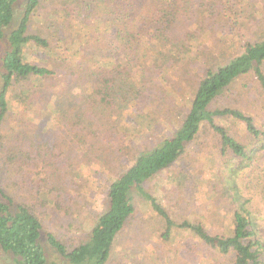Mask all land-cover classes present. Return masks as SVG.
Here are the masks:
<instances>
[{"label":"rangeland","instance_id":"obj_1","mask_svg":"<svg viewBox=\"0 0 264 264\" xmlns=\"http://www.w3.org/2000/svg\"><path fill=\"white\" fill-rule=\"evenodd\" d=\"M24 1L18 0L17 7L22 8ZM67 1L43 0L29 24L30 34L47 38L51 49H66L62 55L70 46L60 45L68 36L64 30L62 35L58 32L57 24L66 22L62 5ZM212 7V15L207 9L195 14V35L178 55L179 70L153 84L154 102L140 111L152 122H144L141 133L122 142L115 133L109 142L105 138L108 130L140 121L134 102L118 100L112 114L87 109L82 97L89 92V85L82 77L71 89L55 96L50 91L37 96V91H42L37 78L9 89L0 130V187L16 201L31 205L44 230L55 234L68 248L86 237L105 210V188L110 179L129 167L139 153L176 132L205 71L239 55L245 42L264 37V0H217ZM37 50L33 44L24 48L25 62L58 68L52 62L56 60L53 51ZM80 59L77 56L75 62ZM72 65L60 67L62 77L69 76L68 66ZM223 108L250 115L264 131V92L251 73L240 77L210 105L211 111ZM215 120L241 145L250 144L243 123L228 117ZM207 128L186 147L179 161L145 182V189L176 224H202L208 233L219 236L230 234L233 207L247 201V209L264 232V152L258 154L251 168L241 167L230 176L237 162L228 152L221 155L217 138ZM46 144L48 154L36 159L32 153ZM40 188L49 195L39 194ZM134 202V215L117 235L107 264H232V256L217 254L185 229H173L171 241H163L160 218L141 199ZM46 256L47 264H68L47 247Z\"/></svg>","mask_w":264,"mask_h":264},{"label":"trees","instance_id":"obj_2","mask_svg":"<svg viewBox=\"0 0 264 264\" xmlns=\"http://www.w3.org/2000/svg\"><path fill=\"white\" fill-rule=\"evenodd\" d=\"M42 1L25 0L19 8L18 0H0V130L7 113V95L14 84L37 78L42 88L37 96L42 92L47 95V91L55 96L71 89L76 79L82 77L89 85V92L82 97L84 107L112 114L118 100L132 101L135 115L143 120L108 130L107 142L112 139L111 133L117 134V140L122 142L125 137L142 132L144 122H152L148 114L141 112L154 102L153 84L165 79L172 70H179L178 55L195 35V14L207 9L212 15L215 12L212 4L217 3V0H68L62 5L66 22L57 24L58 32L64 30L68 36H62L60 45L70 46L62 55L66 49L56 52L47 38L29 32L31 16ZM32 44L38 52L53 51L56 60L51 61L58 68L52 70L25 62L24 48ZM77 56L81 59L75 62ZM72 63L68 66L69 76L62 77L60 67ZM263 65L264 37L245 42L239 55L206 70L176 132L139 153L129 167L106 184V208L78 244L68 248L55 234L46 232L31 205L16 201L0 187V264H47L46 247L68 264H107L117 235L134 215L135 198L145 202L162 221L163 241H171L173 229H185L217 254L232 256V264H264V232L259 220L247 209V201L233 207L230 234L219 236L208 233L202 224L186 221L176 224L144 187L145 182L179 161L186 147L206 126L217 138L221 155L228 152L237 162L230 176L233 171L251 168L258 161V154L264 152V131L254 118L233 108L211 111L210 105L240 77L250 73L264 92ZM222 117L244 124L250 140L248 146L241 145L216 123L215 118ZM48 146H37L32 154L41 158L48 154ZM86 153L91 155L88 150ZM27 159L31 160V155ZM38 193L49 195L43 188Z\"/></svg>","mask_w":264,"mask_h":264}]
</instances>
